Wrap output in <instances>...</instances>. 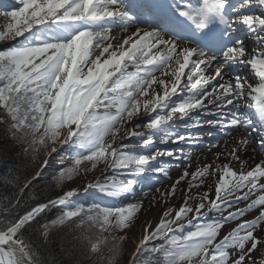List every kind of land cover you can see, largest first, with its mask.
<instances>
[{
  "label": "snow or ice",
  "instance_id": "obj_1",
  "mask_svg": "<svg viewBox=\"0 0 264 264\" xmlns=\"http://www.w3.org/2000/svg\"><path fill=\"white\" fill-rule=\"evenodd\" d=\"M3 15L0 155L36 168L0 173V264H122L141 213L127 264H264V0H18ZM205 125L231 143L190 171ZM54 156L60 191L22 207Z\"/></svg>",
  "mask_w": 264,
  "mask_h": 264
},
{
  "label": "rangeland",
  "instance_id": "obj_2",
  "mask_svg": "<svg viewBox=\"0 0 264 264\" xmlns=\"http://www.w3.org/2000/svg\"><path fill=\"white\" fill-rule=\"evenodd\" d=\"M233 2H235V0ZM17 3H18V0H5V1H1L0 0V17H1L0 18L1 19L0 20V24L5 23V18H4V15H3L4 11H11L12 10V6L17 4ZM236 35L242 36L243 33L238 32ZM11 43H12L11 41L7 42V44H9V45ZM3 44H5V43L0 42V45H3ZM239 70L242 73H245V74H246V72H248V69H239ZM206 74L207 75H211V72H206ZM245 115L249 118L247 113H245ZM249 131H251V129H249ZM209 132L211 133V135H207V133H209ZM200 133L203 136V140L199 144L195 145L194 146V150L191 152L190 163H191L192 167H191L190 171L194 170L196 168L197 164L195 166V162L201 160V159L197 158V155L199 153L206 154V153H208L210 151L208 154H211L212 152H215L216 150L223 149L226 146V143L229 140V137L227 139L223 138L222 134L216 128H212V127L207 126V125H205L202 129H200ZM252 135H253V138H255V136H256L255 133H253ZM217 143L219 145L217 148H212L211 147L213 144H217ZM181 146L185 147L186 150H187V146L186 145L182 144ZM156 147L163 149V148H166V147H173V145H171V144L165 145V144H160L158 142V143H156ZM241 155H243L244 158L247 156V155H245L243 153ZM165 159H167V158H165ZM67 163H68V161H64L62 163L61 162V158L59 156H54L53 158L50 159V164H65L66 165ZM181 171H182V169H175L173 167V169L170 172V177H171L170 180L166 181L165 178L161 176V177H159L161 183L155 184V182H153L154 183V187H152L151 192L147 196V198L145 200V204L147 203L148 199H152L151 193H155V190H156L157 187L164 188L167 184H170L172 181H175L179 177ZM108 175L109 176L112 175L111 170H109ZM117 178H119V179L123 178V173L122 172L121 173H117ZM74 186H76V180L66 182V187H74ZM180 188L181 189H186L187 188V184L186 183H181ZM199 191L202 193V192H204L206 190L203 187H201L199 189ZM212 194L214 195V188H213V193ZM141 195H143V193H141ZM182 200H183V197L178 194L175 198L171 199L170 204L172 206L178 207L181 204ZM93 201L99 202V203H109V200L107 198L102 197L96 191H90L88 193H85V192L81 191L79 193V195L75 198L74 203L87 205L88 202L92 203ZM163 210L164 209L162 207H159V206L157 208H153L152 213H151V218L155 219L159 215H162ZM143 220H144V214L141 213L139 220L136 222V226L131 231L128 232V238L125 240V251H126V255H127L128 258H130L129 257V252H131L133 250V248H134V246L131 247V243L133 242V240H136V238L138 239L139 236H140V233H141L140 223ZM185 223H186V221H185ZM231 224H232V222H230L227 225L222 227V229H221V231L219 233V235L221 237L223 235H225L231 229L230 228Z\"/></svg>",
  "mask_w": 264,
  "mask_h": 264
},
{
  "label": "trees",
  "instance_id": "obj_3",
  "mask_svg": "<svg viewBox=\"0 0 264 264\" xmlns=\"http://www.w3.org/2000/svg\"><path fill=\"white\" fill-rule=\"evenodd\" d=\"M3 131V126H0V133ZM65 166V164H50V167L45 172V178L38 180L35 183L33 193L31 197L28 194H25V199L22 202V207L26 204L33 203L36 199V195L38 193L39 199L41 202H46L47 198H54L55 195L60 191L59 188L55 186V182L52 181L49 177L50 173H54V171L58 170L60 167ZM36 165L30 164L27 160V158L22 157L18 154L17 151H11L7 154L0 155V173H3L7 171L8 169H12L16 172L17 175H19L21 178L24 177L25 174H31L35 171ZM25 169L27 170V173L25 172ZM10 190L12 186H9ZM8 194H11V191H9ZM5 195L4 189L0 188V197ZM88 204H91V202H88ZM87 204V205H88ZM59 215V209L53 208L51 209L49 216L46 217V219L55 218V216ZM32 233V229L28 230V233H26V238H28ZM53 236H56V233L53 232ZM151 246V245H149ZM121 249H122V264H127V261L129 258L126 255L125 251V241L121 242ZM141 262L143 264H161L162 262V256L159 254L152 256L148 253H144L140 257Z\"/></svg>",
  "mask_w": 264,
  "mask_h": 264
},
{
  "label": "bare ground",
  "instance_id": "obj_4",
  "mask_svg": "<svg viewBox=\"0 0 264 264\" xmlns=\"http://www.w3.org/2000/svg\"><path fill=\"white\" fill-rule=\"evenodd\" d=\"M1 1H5V0H1ZM234 1V0H233ZM1 18V17H0ZM1 20V19H0ZM240 33H243V30H241L240 31ZM244 34V33H243ZM246 44L248 45V47L249 48H251V40H246ZM246 73H248V72H246ZM157 75H159V73H157ZM245 113H247V115L249 116V119H252V120H256L257 119V117H256V115L254 114V110L253 109H246V111H245ZM240 132H241V130H238V132L237 133H235L234 135H237V136H239L240 135ZM256 135V134H255ZM158 143V142H157ZM230 143H231V137H229V140H228V142L226 143L227 145H230ZM217 151H221V152H223V151H225V147L223 148V149H219V150H216L215 152H217ZM210 152V151H209ZM208 152V153H209ZM215 152H212L211 154H208V153H206V154H202V153H199L198 155H197V158H199V159H201V160H199V161H197V162H195V166H196V164H198V163H201V162H206V161H210V160H212V159H214V153ZM202 154V155H201ZM248 155H251V149H249V154ZM248 155L244 158V159H248ZM223 162V161H222ZM251 163V162H250ZM117 179H119V178H117ZM203 188L205 189V190H208V186H207V184H205L204 186H203ZM98 193V192H97ZM245 219H248V218H252L251 216H246V217H244ZM234 224H235V222H232V224H231V226H230V228H232L233 226H234ZM137 238H136V240H133V242L131 243V247H133L134 246V244L137 242Z\"/></svg>",
  "mask_w": 264,
  "mask_h": 264
},
{
  "label": "water",
  "instance_id": "obj_5",
  "mask_svg": "<svg viewBox=\"0 0 264 264\" xmlns=\"http://www.w3.org/2000/svg\"><path fill=\"white\" fill-rule=\"evenodd\" d=\"M9 44H3V45H0V48L2 47H5V46H8Z\"/></svg>",
  "mask_w": 264,
  "mask_h": 264
}]
</instances>
